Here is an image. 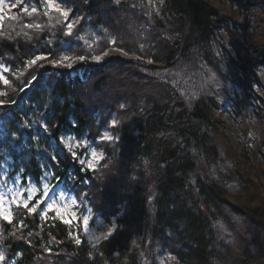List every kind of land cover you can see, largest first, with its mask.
Returning <instances> with one entry per match:
<instances>
[{
    "label": "trees",
    "instance_id": "1",
    "mask_svg": "<svg viewBox=\"0 0 264 264\" xmlns=\"http://www.w3.org/2000/svg\"><path fill=\"white\" fill-rule=\"evenodd\" d=\"M60 3L78 19L71 36L43 0L3 3L16 7L0 22V192L10 202L9 189L47 183L114 231L90 245L81 224L9 203L2 264H264V199L220 121L228 112L264 167V0H229L239 19L209 0ZM111 49L122 57L44 66ZM37 55L46 59L28 65ZM66 139L98 163L81 165Z\"/></svg>",
    "mask_w": 264,
    "mask_h": 264
},
{
    "label": "rangeland",
    "instance_id": "2",
    "mask_svg": "<svg viewBox=\"0 0 264 264\" xmlns=\"http://www.w3.org/2000/svg\"><path fill=\"white\" fill-rule=\"evenodd\" d=\"M210 4L215 7V8H221L222 6L224 8H226L236 19L240 18V13L241 11L235 7L232 6L229 3V0H224L223 1V5L221 4V0H209ZM2 11H0V15H8L9 11L12 7V5H6L3 4L2 6ZM62 7V6H61ZM63 8V7H62ZM222 8V9H224ZM70 20H75L77 21L74 24V27H76L77 23H78V19H70ZM81 37H83V35L81 34ZM87 38V37H84ZM107 54H103L100 59L97 60H75L72 64L67 65V66H62V65H53V64H45L44 66L50 67L52 69H61L63 71H68L70 69H72V67L74 66H86L88 64H91V62H93V64H100L103 63L106 60H109L110 58L114 57V56H121L122 54H119L118 52H116L115 50H108L106 52ZM261 84L262 87L257 88L256 89V93L259 94L260 96L263 97L264 99V75L261 77ZM220 121L222 123L221 125V131H222V140L223 143L226 145L227 150L229 151V153L234 154V156L237 158L238 164L240 167H244V165L249 166L250 171H251V177L253 179V181L255 182V184L258 185V190L260 192V196L264 199V167H259L257 166L254 157H253V153H252V149L250 145H243L240 144L238 142L237 136L240 134V129L239 126L237 125L236 121H234V119L228 114V112H222L221 116H220ZM249 129L251 131V135L257 136L259 134V127L257 122L254 121L253 118H250L249 120ZM107 139V138H106ZM64 145L66 147V149L70 150L72 155L73 153H75V157L78 159L79 163L81 165H84L87 168H93L94 165L96 163H98V161L100 160V154L96 153V156L93 157L92 153H93V149H89L87 152L79 154L80 151V146L78 145L77 141L71 140V139H66L64 142ZM91 165V167H90ZM47 184V183H45ZM51 187V186H50ZM12 192H10V199L13 200V194L14 192L18 191V190H22V188H18V187H14L11 188ZM42 191H43V187H42ZM3 193L4 195V204H3V208L5 209V215H7V207L9 205V197L8 195H6L5 192H0ZM63 193L65 195V197L68 200V204H67V209L68 211L66 213H64V215L66 216V219H70L71 218V212L75 211L76 215H79V209L81 208V205L79 204L78 200L75 198V196L73 194H71L69 191H63L62 189L57 190L55 189V191L52 193V196L56 197L57 200H59V195ZM75 199L76 200V204L72 205L71 204V200ZM49 202H51V199L49 200ZM90 209L86 208L85 213L83 215H90L89 214ZM81 215V217L83 216ZM91 216V215H90ZM75 222V221H73ZM72 222V223H73ZM111 229V231H114V227L112 226H108L106 224H104V222L101 219H97L95 222H89V234L87 235V240L88 243L90 245H96L98 243H100L102 240H104L105 236H107L108 231ZM100 237V239L98 241L95 240V237ZM91 238V239H90Z\"/></svg>",
    "mask_w": 264,
    "mask_h": 264
},
{
    "label": "snow or ice",
    "instance_id": "3",
    "mask_svg": "<svg viewBox=\"0 0 264 264\" xmlns=\"http://www.w3.org/2000/svg\"><path fill=\"white\" fill-rule=\"evenodd\" d=\"M3 3H4V0H0V6H2ZM43 4L45 6V11L43 14L45 16H50V13L53 11L55 13H57V19L55 22L57 24L63 23L64 27L66 29L64 34L66 36H71L73 34L74 24L77 21L70 20V18H69L70 14H69L67 9L61 7L60 0H43ZM12 7L15 8L16 5L13 4ZM0 11H2V7H0ZM24 11L28 12V9H24ZM37 11H38L37 8L31 9L32 13H35ZM3 19H4V17L2 15H0V22H2ZM13 19H15V17H13ZM25 27H32V25L26 24ZM35 27L40 28L41 26L39 24H37V25H35ZM111 43L114 44L115 41H111ZM106 54L107 53H105V55ZM44 59H46V57L41 56V55H37L34 58L30 59L27 63H28V65H35V64H37L38 61H41ZM69 59H70V57H66V56L62 57V61L63 60H69ZM78 59L83 61L86 59V57L79 56ZM92 59L98 61L100 59V57L94 56V57H92ZM53 63H57V62L53 61ZM148 63H152V61H148ZM0 67H2V65H0ZM4 70L7 71L8 69L5 68ZM7 82H8L7 80L4 81L5 84H7ZM0 95H2V93H0ZM0 103H2V101H0ZM115 124H116V122L112 121V126H115ZM105 138L111 139V137H105ZM73 156L75 158V153H73ZM92 156L93 157L96 156L95 151H93ZM90 167H91V165H90ZM39 188H40L39 185L29 186V187L23 188L22 190H18L16 192H14V193H12L13 194V200L10 201L9 203H14V204H16L17 207L22 206L30 215L33 213H37V211L39 209V214H40L42 219L46 217L48 212H56L58 214L59 218L64 223L71 224L73 221H75L77 224H81L83 226V232L85 235L89 234V222L91 219L90 215H83L81 217V216H77L75 211H72L71 212V218L66 219L64 213H66L68 211V209H67L68 200L65 197V195L63 193H61L59 195V200H57L56 197L52 196V193L55 191L54 187H50L48 184H44L42 192L39 191ZM9 192H12V190L9 189ZM50 199H51V202H49ZM4 200H5V198H4L3 193H0V219H4L9 224H11L12 223L11 216L5 215L3 213ZM42 204H46V207L41 208L40 206ZM71 204L75 205L76 200L72 199ZM70 235H71V233H70ZM111 235H112V231L110 229L107 233V236H105L104 238L107 239ZM99 239H100V237H98V236L95 237L96 241H98ZM81 242L82 241L79 237L75 238V243L77 245H80ZM4 259H5L4 255L0 254V264H2Z\"/></svg>",
    "mask_w": 264,
    "mask_h": 264
}]
</instances>
